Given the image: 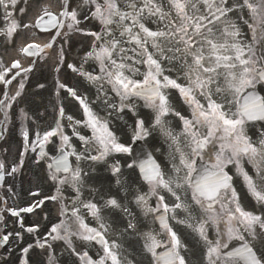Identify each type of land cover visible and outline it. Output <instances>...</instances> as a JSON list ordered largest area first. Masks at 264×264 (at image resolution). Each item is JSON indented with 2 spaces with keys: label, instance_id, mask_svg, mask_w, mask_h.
<instances>
[{
  "label": "snow or ice",
  "instance_id": "obj_1",
  "mask_svg": "<svg viewBox=\"0 0 264 264\" xmlns=\"http://www.w3.org/2000/svg\"><path fill=\"white\" fill-rule=\"evenodd\" d=\"M20 2L0 0L8 24L3 34L11 38L21 26L43 32L55 30L49 42L25 43L20 52L27 58L46 59L45 50L57 51L56 72L65 62L64 44L73 32L84 31L79 27L81 18L99 24L98 31L84 33L94 39L83 62L79 66L67 64L96 88V100L89 101L86 94L57 78L56 95L65 90L78 102L82 117L66 115L61 104L54 126L36 128L32 133L22 127L19 165H23L24 153H36L34 162L45 163L56 194L19 207H7L5 200V210L19 218L41 208L46 200L59 201L63 219L22 248L21 264H29L28 254L34 247L45 249L48 264H56L51 251L56 241L67 245L76 258L74 264H142L130 260L124 246L108 238L112 225L104 218L105 209H120L129 217L124 232L131 230L138 235L142 253L150 257L148 264H188L184 254L188 246L175 230L177 225L198 235L205 264H264V126L255 140L248 131L255 122H264V0H81L75 7L72 0H57L55 7H44L34 22L14 18ZM19 11L22 16L26 13L25 8ZM90 61L96 68L86 71L84 64ZM36 62L32 60L30 66L21 59L13 60L10 66L0 63V117L5 125ZM14 82L13 93L10 86ZM172 90L187 105V115L173 107ZM137 101L151 110L147 126L146 118L138 115ZM97 103L103 116L93 107ZM126 111L137 118L127 126L131 131L122 139L109 118ZM19 114L22 122L30 119L22 108ZM169 117L178 119L179 129ZM5 131L7 128L0 130V139ZM153 132L167 145V167L152 152L138 162L109 163L114 154L131 153L129 141L145 140ZM54 138H58V145L49 155L45 146L55 143ZM205 156L210 162L198 167V160ZM100 162L108 164L125 191L132 187L120 179L122 167L139 170L147 190H135L131 203L145 218L151 215L154 222L158 221V229L138 231L137 217L114 196H101L99 201L83 198L89 175L84 166ZM245 162L251 165L252 174L245 170ZM229 166L235 167L261 205L259 214L242 207ZM17 170L16 163L6 165L0 160V182L5 174L13 176ZM8 193H13L12 187ZM153 200L155 206L150 203ZM88 216L97 226L87 222ZM39 227L35 224L25 231L38 234ZM13 236L23 239L20 232H7L0 236V242L7 244ZM234 239L243 244L225 253L223 249ZM74 240L83 243L77 245ZM93 242L100 246L95 257L90 254ZM160 248L166 250L157 252Z\"/></svg>",
  "mask_w": 264,
  "mask_h": 264
},
{
  "label": "flooded vegetation",
  "instance_id": "obj_2",
  "mask_svg": "<svg viewBox=\"0 0 264 264\" xmlns=\"http://www.w3.org/2000/svg\"><path fill=\"white\" fill-rule=\"evenodd\" d=\"M202 162H204V163L210 162L209 157L205 156V159Z\"/></svg>",
  "mask_w": 264,
  "mask_h": 264
},
{
  "label": "rangeland",
  "instance_id": "obj_3",
  "mask_svg": "<svg viewBox=\"0 0 264 264\" xmlns=\"http://www.w3.org/2000/svg\"><path fill=\"white\" fill-rule=\"evenodd\" d=\"M2 19L4 20V17H3V11H2ZM125 139H126V136H125Z\"/></svg>",
  "mask_w": 264,
  "mask_h": 264
}]
</instances>
